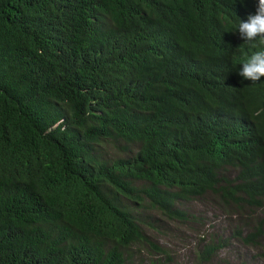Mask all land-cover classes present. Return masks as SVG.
<instances>
[{"label":"trees","instance_id":"16d2710c","mask_svg":"<svg viewBox=\"0 0 264 264\" xmlns=\"http://www.w3.org/2000/svg\"><path fill=\"white\" fill-rule=\"evenodd\" d=\"M257 5L0 0V264H157L139 210L195 199L264 256V79L235 31Z\"/></svg>","mask_w":264,"mask_h":264},{"label":"rangeland","instance_id":"374dc122","mask_svg":"<svg viewBox=\"0 0 264 264\" xmlns=\"http://www.w3.org/2000/svg\"><path fill=\"white\" fill-rule=\"evenodd\" d=\"M107 161L119 159L111 145L101 150ZM180 206L189 212L188 219H171L163 213L142 207L140 217L150 241L156 242L164 252L151 251L147 244L134 247L135 261L153 260L157 264H201L198 254L210 242L229 239L226 249L220 248L210 264H264V256L230 241L236 227L234 219L212 201H183Z\"/></svg>","mask_w":264,"mask_h":264},{"label":"clouds","instance_id":"9594fccd","mask_svg":"<svg viewBox=\"0 0 264 264\" xmlns=\"http://www.w3.org/2000/svg\"><path fill=\"white\" fill-rule=\"evenodd\" d=\"M235 31L253 49L242 53L237 61L241 66L237 74L251 83L259 82L264 79V0H258L254 14H249L246 20H239Z\"/></svg>","mask_w":264,"mask_h":264}]
</instances>
